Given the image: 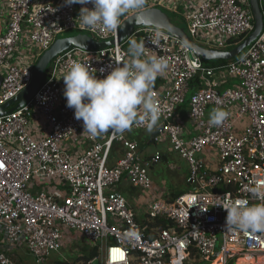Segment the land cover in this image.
Masks as SVG:
<instances>
[{"label": "built area", "instance_id": "built-area-1", "mask_svg": "<svg viewBox=\"0 0 264 264\" xmlns=\"http://www.w3.org/2000/svg\"><path fill=\"white\" fill-rule=\"evenodd\" d=\"M162 1L146 0L145 8L160 7ZM260 4L264 13V0ZM83 6L92 4L0 0V106L30 84L39 56L60 35L80 31L98 40L117 38L119 30L81 26L78 16ZM187 8V32L207 47L229 49L255 27L249 0H202ZM155 28L138 27L124 42L101 50L75 47L62 53L50 64L34 97L0 116L3 246L26 244L36 261L44 263L68 243L66 232L72 230L97 248L99 256L91 264L94 260L130 264L133 252L139 253V264H185L192 250L209 264H264V233L225 230L223 208L236 200L256 203L248 189L253 180H264V29L238 57L210 65L168 31L153 44ZM132 39L144 41L146 54L168 61L164 88L152 90L162 113L153 142H169L187 161L188 182L197 181L199 191L175 196L166 190L156 192L149 167L161 160V151L145 161L138 144L120 134L110 133L101 142L83 132L82 120L75 119L74 109L66 106L59 75L71 63L85 62L102 78L129 58ZM228 80L233 85L224 87ZM186 102L193 136L179 117V108ZM217 107L229 117L213 126L209 112ZM36 114L49 128L42 137L32 134ZM86 139L91 142L87 148L71 150L70 143ZM114 140L123 141L126 151L110 167L107 161ZM124 176L133 187L147 191L148 220L165 218L172 223L170 228L146 233L147 224L138 221L135 208L114 189ZM43 183H48L47 188ZM6 251L0 249V264H22Z\"/></svg>", "mask_w": 264, "mask_h": 264}, {"label": "clouds", "instance_id": "clouds-1", "mask_svg": "<svg viewBox=\"0 0 264 264\" xmlns=\"http://www.w3.org/2000/svg\"><path fill=\"white\" fill-rule=\"evenodd\" d=\"M64 3L68 6L91 3V8L80 9L81 26L115 33L123 26L122 17L144 10L146 0H64ZM165 32L156 27L152 43L158 44ZM127 53L129 58L102 78L85 62L71 63L62 75L66 106L74 109L75 119L83 122V132L93 138L109 132L114 136L123 134L134 125H143L151 133L158 125L162 113L152 89L156 79L167 71L168 61L146 54L144 41L136 39L129 41ZM228 117L226 110L217 107L210 112L209 122L220 126ZM248 191L256 203L236 200L223 205L227 212L225 230L264 233V180H253Z\"/></svg>", "mask_w": 264, "mask_h": 264}, {"label": "water", "instance_id": "water-1", "mask_svg": "<svg viewBox=\"0 0 264 264\" xmlns=\"http://www.w3.org/2000/svg\"><path fill=\"white\" fill-rule=\"evenodd\" d=\"M250 7L255 22L253 31L236 46L226 50L215 49L198 43L190 36L184 26L177 24L173 20L169 11L157 6L147 7L140 12H133L127 15L122 20L123 26L119 29L116 39L98 40L92 35L80 31H71L64 34L58 37L51 46L39 56L32 71V80L30 84L16 97L0 106V116L17 110L34 97L45 80L46 71L50 64L62 53L75 47L86 51H97L113 46L116 42L122 43L134 33L136 28L141 26H155L165 29L172 35L180 38L196 55L201 56L205 61L211 62L236 58L259 37L264 29V13L261 8L260 0H250ZM180 193L181 191L176 192V194ZM172 232L174 233L175 230ZM95 263H99V261L94 260V264Z\"/></svg>", "mask_w": 264, "mask_h": 264}, {"label": "rangeland", "instance_id": "rangeland-1", "mask_svg": "<svg viewBox=\"0 0 264 264\" xmlns=\"http://www.w3.org/2000/svg\"><path fill=\"white\" fill-rule=\"evenodd\" d=\"M171 13V12H170ZM172 15V14H171ZM173 18V17H172ZM4 19V17H3ZM181 23L183 20L179 17L178 18ZM186 30L188 31V27L186 23L183 25ZM62 36V35H60ZM206 63H211L205 61ZM232 84L225 85L224 87H230ZM152 133V132H151ZM146 129L143 130H136L132 127L129 131L130 138L134 137L137 138L139 151H144L145 153L153 154L155 150L158 148L156 143L150 142L148 145L145 146V139L150 137V134ZM128 135V134H127ZM186 136V135H185ZM162 144V143H160ZM163 154L166 158L161 159L156 164H153L149 167V174L153 179L154 186L156 185H165L167 190L172 191H181V192H189V191H199L198 182L196 183H189L188 178L190 176V166L185 159H183L180 154L175 151L174 149L166 150L162 149ZM189 175V176H188ZM188 177V178H187ZM48 183H43V187L47 188ZM42 187V188H43ZM124 197L128 201V203L133 206L136 205V202L133 200L132 195H136L137 197H141L142 195H146L147 191L141 188H135L131 184L128 185L127 189L124 187H120ZM169 193L171 194V192ZM35 192V191H33ZM66 236L68 237V243H65L62 248L58 251L53 253L49 260L50 262L47 264H53L55 260H65L68 259L70 261L77 260L78 263L82 264V260L78 259L81 255L87 254L90 250L95 247L92 243H90L85 237L81 236L79 233L68 230L66 232ZM22 257L17 259H22L24 264H46V263H38L35 257L32 255L28 249H24V252H21ZM185 264H209L208 261L201 258L199 254L196 256H190Z\"/></svg>", "mask_w": 264, "mask_h": 264}, {"label": "crops", "instance_id": "crops-1", "mask_svg": "<svg viewBox=\"0 0 264 264\" xmlns=\"http://www.w3.org/2000/svg\"><path fill=\"white\" fill-rule=\"evenodd\" d=\"M200 1H202V0H164V1L160 2L159 6L161 8H164L165 10L171 12V14L174 15L177 19L180 17L183 20V23H186V11L188 10L187 6L189 4H191L192 2L196 3V2H200ZM249 7H250V0H249ZM136 40L138 41V39H136ZM58 78H59V81L61 82V84L63 85V87H65L62 75H59ZM166 82H167V78H166V73H165L163 76H160V77H158L156 79L155 84L153 86V89H155L156 91L162 90L164 88ZM232 83H234V82H232V80H228L226 83H224V86L232 84ZM210 112H209V114H210ZM179 117L183 121L186 129L189 131V135H192V134L194 135L195 131L193 130V123L189 119V105H188V102H186L183 106H181L179 108ZM35 120H36V123L32 127V134L34 136H36V137H42L43 135H47L48 132H49V128H48V126H46L44 124L45 120H44L43 116L40 115V114H36L35 115ZM156 127L152 131V133L150 134V137L145 139V141H144L145 146L148 145V143L153 142V141H151L149 139L151 138L153 133L156 132V130H157ZM110 133L111 132L105 133L104 135L97 137V139L99 141H101V142H105L109 138ZM120 136H122L126 140H129V141H132V142H136L138 144V141H137L138 139L137 138H135V139H134V137L130 138L129 131H126L123 134H120ZM90 144H91V142H89L86 139L82 143H79V144L78 143L77 144L76 143H72V144L70 143V148L74 152H76V151H80L81 152V150H83L84 148H87ZM157 147L158 148L155 150V152L153 154H151V153L147 154L144 151H140L141 154H142V157L145 159V161H148L150 159V157L154 156L155 153L158 152V151H161V153H162L161 159H164L166 157L163 154V150L162 149H166V150L173 149L170 146L169 142H163L162 144H158ZM125 151H126V147H125L123 141L114 140L113 143H112L110 154H109V158H108V161H107L108 165L110 167L115 166L117 164L118 160L125 154ZM129 184H130V181H129L128 177L124 176L121 179V181L114 187V189L116 191L120 192L123 195L122 191L120 190V187H124V188L127 189ZM61 188L65 191L64 187H61ZM154 189H155L156 192H159L161 190H167L165 185H160V184L156 185V188L154 186ZM169 191L170 190H168L167 192H169ZM170 192H171V194L173 196H174V194L176 195V193H175V191H173V189ZM132 198L136 202V205H133V207L135 208V210L137 212L138 221L142 225L147 224L146 223L147 220H148L147 215H146V206H147V202H148L147 194L146 195H142L141 197H137L136 195H132ZM3 248H6V250H7L6 252H8V254L12 258H14V259L20 261L22 264H24L22 259H17V258H21L22 257L21 252H24L25 248L28 249L26 244H20V245H17V246H11V247L7 248L6 246H3V243L0 240V249H3ZM28 251H29V249H28ZM84 255H86V254H84ZM81 256H83V255H81ZM98 256H99V254H97V256H95L93 259H95ZM65 260H68V259H65ZM57 261H59V260L53 261L54 262L53 264H57ZM73 261H75V260H73ZM73 261H71V262H73ZM49 262H50V260L47 259L46 262H44V263L47 264ZM78 264H80V263H78ZM88 264H91V262H89ZM93 264H94V262H93ZM95 264H102V263H101V261H99V263H95Z\"/></svg>", "mask_w": 264, "mask_h": 264}, {"label": "trees", "instance_id": "trees-1", "mask_svg": "<svg viewBox=\"0 0 264 264\" xmlns=\"http://www.w3.org/2000/svg\"><path fill=\"white\" fill-rule=\"evenodd\" d=\"M172 16H173V20L177 24H179L181 26L184 25V23L183 22L181 23V21H179L174 15H172ZM125 17H126V15L124 17H122V20ZM233 47L234 46L230 47L229 49H231ZM225 61L226 60H218V61H213V62H211L209 64L210 65H215V64L223 63ZM155 133H153V135L151 136V138L149 140L153 141V137L155 136ZM174 196H175V194H174ZM146 223H147V226H148V229H149V231L146 232L148 235H153L155 230L164 229V228H170L172 226V223L169 220L165 219V218H155V219H152V220H147ZM97 254H99L97 248H92L89 253L79 257L78 259L82 260V264H88L95 256H97ZM191 255L192 256H196L197 255L196 251L192 250ZM138 256H139L138 252H133L130 264H139ZM57 264H78V261L75 260V261L71 262L69 260H59V261H57Z\"/></svg>", "mask_w": 264, "mask_h": 264}]
</instances>
